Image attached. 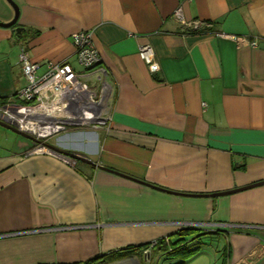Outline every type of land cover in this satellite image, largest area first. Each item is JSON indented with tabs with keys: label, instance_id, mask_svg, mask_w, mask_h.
<instances>
[{
	"label": "crops",
	"instance_id": "obj_1",
	"mask_svg": "<svg viewBox=\"0 0 264 264\" xmlns=\"http://www.w3.org/2000/svg\"><path fill=\"white\" fill-rule=\"evenodd\" d=\"M13 1L17 23L0 25V102L26 83L24 49L38 75L67 61L93 89L106 85L112 120L48 140L93 161L74 167L0 125V264H85L185 228L192 249L223 238V264H264V184L209 195L264 180V0ZM178 8L212 30L192 32ZM15 14L0 0V21ZM81 30L93 32L101 73L77 60Z\"/></svg>",
	"mask_w": 264,
	"mask_h": 264
},
{
	"label": "built area",
	"instance_id": "obj_2",
	"mask_svg": "<svg viewBox=\"0 0 264 264\" xmlns=\"http://www.w3.org/2000/svg\"><path fill=\"white\" fill-rule=\"evenodd\" d=\"M178 21L189 28H198L199 22L188 21L183 15L182 8L174 12ZM240 41L244 37L233 36ZM78 62L85 72L98 69L100 55L93 41V32L76 31L72 35ZM253 46H259V41L252 40ZM140 55L149 70L155 73L160 65L155 59L151 45L140 47ZM25 85L4 102H0V121L15 126L19 130L32 135L34 153H46L59 157L70 166L76 165V160L66 153L48 145V140L62 134L69 128L91 127L93 129L110 128L111 114L106 108V85L97 90L85 80L84 75L76 71L71 63L64 61L50 63L48 71L38 75L40 65L32 62L26 50L20 53ZM102 67L97 70L101 73ZM156 243L153 241L152 246ZM146 262L151 258V248L144 250ZM134 264H142L135 261Z\"/></svg>",
	"mask_w": 264,
	"mask_h": 264
},
{
	"label": "trees",
	"instance_id": "obj_3",
	"mask_svg": "<svg viewBox=\"0 0 264 264\" xmlns=\"http://www.w3.org/2000/svg\"><path fill=\"white\" fill-rule=\"evenodd\" d=\"M208 23V22H207ZM190 30L194 33H205L210 32L212 30L211 27L202 28L199 26L198 28H190ZM194 231L192 228H185L168 235L166 237L159 238L156 240V243L152 246L153 242L141 244V245H130L119 250L111 251L110 253L104 255L103 257H98L94 259H90L85 264H103L109 261L118 260L121 258H125L127 256H142L144 250L147 248H151V255H155V257H167L168 261L163 264H185L186 259L194 255L198 248L192 249L190 245L186 241H192L185 239L190 232ZM220 230L213 231H205L202 234H218ZM196 238V237H194ZM187 243V244H186ZM160 260L157 259V263L159 264Z\"/></svg>",
	"mask_w": 264,
	"mask_h": 264
},
{
	"label": "rangeland",
	"instance_id": "obj_4",
	"mask_svg": "<svg viewBox=\"0 0 264 264\" xmlns=\"http://www.w3.org/2000/svg\"><path fill=\"white\" fill-rule=\"evenodd\" d=\"M51 142V139H49ZM194 241V240H192ZM223 238H211L206 239L205 243H200L198 246V254L189 257V264H223V255L222 249L224 247ZM202 250V251H201ZM206 250V252H204ZM141 257V256H140ZM160 260L159 264L166 263L168 261L167 257L162 256L156 257ZM141 259H143L141 257ZM143 264H147L145 260H143ZM157 263V262H156Z\"/></svg>",
	"mask_w": 264,
	"mask_h": 264
},
{
	"label": "water",
	"instance_id": "obj_5",
	"mask_svg": "<svg viewBox=\"0 0 264 264\" xmlns=\"http://www.w3.org/2000/svg\"><path fill=\"white\" fill-rule=\"evenodd\" d=\"M9 1L14 6V9L16 11V14H15V17L11 21H8V22L0 21V25L1 26H5V27H10V26L15 25L17 23V21H18V18H19V6L13 0H9ZM19 29H21V28H19ZM0 125L3 126V127L8 128V129H10V130H12V131H14L16 133H18V134H20V135H22L24 137H27L29 139H32V140L35 139L32 135H30V134H28L26 132H23V131L19 130L18 128H16L15 126H12L10 124H7V123H5L3 121H0ZM57 150L66 153L67 155L73 157L77 161L79 160V161H84V162H87V163H93V161L91 159H89V158H87L85 156H82V155H80L78 153L63 151V150H60V149H57ZM261 184H264V180L257 181L255 183H251V184L246 185V186H243V187H236L234 189H230V190H226V191L213 192V193H210L209 195H211V196L226 195V194L238 192V191L244 190L246 188L254 187V186H257V185H261Z\"/></svg>",
	"mask_w": 264,
	"mask_h": 264
}]
</instances>
